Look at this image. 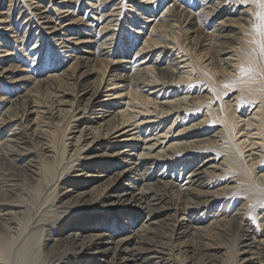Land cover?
<instances>
[{"label":"bare ground","instance_id":"1","mask_svg":"<svg viewBox=\"0 0 264 264\" xmlns=\"http://www.w3.org/2000/svg\"><path fill=\"white\" fill-rule=\"evenodd\" d=\"M261 3L0 0V264H264Z\"/></svg>","mask_w":264,"mask_h":264},{"label":"snow or ice","instance_id":"2","mask_svg":"<svg viewBox=\"0 0 264 264\" xmlns=\"http://www.w3.org/2000/svg\"><path fill=\"white\" fill-rule=\"evenodd\" d=\"M261 8H264V3L260 4ZM258 20L260 21L259 24H254L253 28L257 32L258 35H260L262 38H264V12H259L256 14ZM255 44H257L259 48V52L261 56H264V39L255 40L253 41ZM251 71V69H249Z\"/></svg>","mask_w":264,"mask_h":264}]
</instances>
